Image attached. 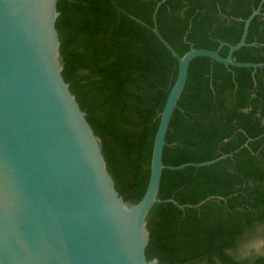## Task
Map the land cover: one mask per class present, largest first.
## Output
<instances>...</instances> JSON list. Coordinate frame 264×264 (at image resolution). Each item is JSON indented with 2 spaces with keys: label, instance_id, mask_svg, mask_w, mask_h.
Returning <instances> with one entry per match:
<instances>
[{
  "label": "trees",
  "instance_id": "1",
  "mask_svg": "<svg viewBox=\"0 0 264 264\" xmlns=\"http://www.w3.org/2000/svg\"><path fill=\"white\" fill-rule=\"evenodd\" d=\"M163 0H58L63 76L100 138L108 170L127 203L143 196L153 143L178 62L153 32ZM235 62L264 63L262 0H165L156 12L161 37L182 57L190 45H236L258 8ZM224 47L220 56L226 57ZM205 167L165 170L148 219L147 258L161 264H264L243 254L264 241V67L192 61L166 136L163 163ZM234 248L228 255L226 248Z\"/></svg>",
  "mask_w": 264,
  "mask_h": 264
},
{
  "label": "water",
  "instance_id": "2",
  "mask_svg": "<svg viewBox=\"0 0 264 264\" xmlns=\"http://www.w3.org/2000/svg\"><path fill=\"white\" fill-rule=\"evenodd\" d=\"M178 72L159 114L150 176L142 198L127 203L108 170L100 138L63 76L57 30L58 0H0V264H161L147 258L148 219L160 200L165 170L216 164L232 154L177 167L163 163L166 136L196 58L226 67L263 68L235 62L246 46L255 10L236 45L195 49L180 57ZM264 0H262V3ZM229 49L226 57L220 51Z\"/></svg>",
  "mask_w": 264,
  "mask_h": 264
},
{
  "label": "clouds",
  "instance_id": "3",
  "mask_svg": "<svg viewBox=\"0 0 264 264\" xmlns=\"http://www.w3.org/2000/svg\"><path fill=\"white\" fill-rule=\"evenodd\" d=\"M261 226H264V225H257V227H261ZM225 252L228 255H232L234 253V248H231V247L226 248ZM259 258H264V248H261L259 243H258L255 246L254 252L250 255L249 260L254 261V260L259 259Z\"/></svg>",
  "mask_w": 264,
  "mask_h": 264
},
{
  "label": "rangeland",
  "instance_id": "4",
  "mask_svg": "<svg viewBox=\"0 0 264 264\" xmlns=\"http://www.w3.org/2000/svg\"><path fill=\"white\" fill-rule=\"evenodd\" d=\"M259 243L260 247L261 248H264V241H258L257 238L250 241V243L248 245H245L244 246V249H243V252H242V255L243 254H247L248 253V250L252 249L253 251L255 250V246Z\"/></svg>",
  "mask_w": 264,
  "mask_h": 264
}]
</instances>
